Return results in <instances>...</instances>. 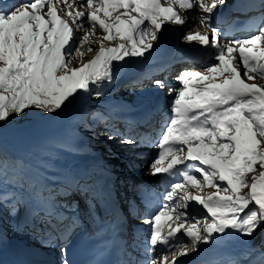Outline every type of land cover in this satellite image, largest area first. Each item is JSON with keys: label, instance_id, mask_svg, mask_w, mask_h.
<instances>
[{"label": "snow or ice", "instance_id": "1", "mask_svg": "<svg viewBox=\"0 0 264 264\" xmlns=\"http://www.w3.org/2000/svg\"><path fill=\"white\" fill-rule=\"evenodd\" d=\"M225 2L82 0L86 11H80L75 9L74 0H15L11 4L0 0V131L27 111H39L41 119L60 118L85 93L92 95L91 85L107 81L110 86L114 83V61L145 57L162 39L166 24H186L177 7L199 9L204 14L200 22L210 27L211 34L187 32L184 41L214 48L215 62L202 70H182L175 78L177 88L162 80L153 81L171 97V116L160 133L159 151L148 164L149 172L181 179L170 182L164 193L166 203L142 220L150 227L147 250L155 253L145 264H185L178 257L198 254L203 250L201 245L215 243L230 230L249 239L258 230L264 232V85L246 82L254 81L256 75L264 78V26L257 34L221 44L219 29L211 21L214 10ZM260 6L264 8V0ZM85 17L91 31L84 27ZM97 26L104 35L90 40ZM76 33H83L78 41ZM115 40L122 42L116 46L106 43ZM86 42L88 47L81 52ZM94 44L97 49H93ZM94 50V58L84 63L83 57ZM77 56L81 65L73 67ZM45 113L50 115L45 117ZM121 142L137 143L124 137ZM188 165L191 170H187ZM22 167L19 161H10L0 153V176L7 178L11 171L10 183H20ZM89 178L69 177L68 188L91 191ZM29 187L34 188V184L29 182ZM189 187L195 188L196 194L189 192ZM205 187L215 191L204 195ZM34 195L49 215H63L61 209L75 213L92 207L74 202L75 207L68 208L55 203L51 195L42 197L40 190ZM190 201L206 211L203 223L201 218L189 216ZM20 202L18 197L4 205L9 215L17 214ZM162 218L171 221L166 232L160 225ZM178 233L188 242L177 243ZM4 238L0 225V244ZM158 245L163 254L157 252ZM67 254L68 249L61 247L62 264H70ZM259 257L264 264V252ZM247 264L257 261L250 259Z\"/></svg>", "mask_w": 264, "mask_h": 264}, {"label": "rangeland", "instance_id": "2", "mask_svg": "<svg viewBox=\"0 0 264 264\" xmlns=\"http://www.w3.org/2000/svg\"><path fill=\"white\" fill-rule=\"evenodd\" d=\"M6 2L11 4L13 0H6ZM74 7L76 10L86 11V8L82 6L81 0H74ZM176 10L182 15L186 23L189 21V24L188 29L181 36H178L176 40L173 47L175 50L173 58L175 61L182 60L186 62L188 59H183L182 57L188 52L191 53V51L190 42L184 41V34L187 32H200L210 35L211 29L201 24L200 17L204 15L201 10L195 9L191 13L179 7ZM177 26L181 30L183 25L177 24ZM212 26L215 25L212 24ZM262 26H264V22ZM84 27L91 31V25L86 20V17L84 18ZM257 33L255 32L254 34ZM254 34H250L247 37ZM81 35L83 33H76L75 39L78 41ZM103 35L102 30L97 27L95 32L90 35V40L102 38ZM121 42L115 40L106 43L116 46ZM219 42L221 44L228 43L226 40H219ZM87 47L88 43L86 42L80 51H85ZM92 47L97 49L98 45L94 44ZM209 50V55L203 57L202 63L193 68H188L185 64L172 67L170 63L173 59L168 61V58L163 63L162 60L153 62L152 66L156 65V68L160 69L159 75L150 78V81H142V86L131 85V82L123 79V77H127V73L130 74L132 72L130 69L138 65V62L141 63L143 58L146 59L147 53L141 59L138 57L128 58L129 61L127 58L124 61H114L112 66L114 83L109 86L108 82L104 81L98 85H91L93 89L92 95L89 96L85 93L60 118L55 120L41 119L39 111H27L26 114H21V117L11 124H5L2 131H0V152L5 153L10 161H19L22 164L23 179L19 184L10 183L13 175L11 171L7 178L0 176V225L3 226L5 232L4 242L0 244V251L17 244L23 247L21 251L25 254L22 255L32 261H36L35 257L40 255V257H43L41 260L44 262L42 263H46V261H50L49 258H54L58 255V258L53 259L54 262L52 264H62L60 250L56 248L57 245L54 249H51L42 244L40 239L34 242L36 240L33 237L35 233H31L28 228H24V222L27 220V215L31 212L30 210L33 206L40 211L45 209L41 201L34 195L36 190H40L41 196L44 198L51 195L57 204L67 205L68 208L74 204L75 199L70 202L64 197L66 195L68 197L72 191L66 186L68 185L67 180L70 174L67 172L64 175L62 170V174L57 171L59 166L63 168L67 162L68 164L83 162V165H87L85 167L93 166L100 162V166L105 167L104 172L109 174L108 177L117 179L115 183L113 182V185L117 188L116 193L121 197L127 195L128 202L133 201L139 207L142 214L140 220L152 216H148V214L154 213L156 209L154 207H159L157 208L158 211L166 203L164 193L169 189L168 185L170 183L164 189L158 181V176L150 174L148 164L159 151L156 145L163 127L171 116V97L167 96L166 89L161 91L162 102L154 101L148 94L150 92V94L156 93L155 90H159L154 86L153 81L155 80L165 81L172 88H177L178 85L175 78L182 70H202L207 65L214 63L215 60L210 61L207 57L210 56L214 59L217 53L214 48L209 47ZM95 55V50L88 52L83 57V62L87 63ZM80 65L81 59L77 56L72 60V66L79 67ZM158 65L161 66L158 67ZM125 70L127 73H125ZM135 72L137 70L132 72V76ZM121 79L122 81L120 82ZM255 80L259 83L258 85H264V78L256 75ZM97 91L101 92L102 95L97 97L95 94ZM145 111L148 112L144 113ZM131 113H141L140 117L145 116V119L142 117L139 120L142 119L143 121H131L128 117V114ZM43 115L47 117L50 114L45 113ZM110 136H113V138L110 139ZM121 137L132 138L137 143L132 145L122 143ZM83 140L86 141L84 143L85 146H83L84 149L79 150V145ZM67 169L69 170L68 167ZM95 175L96 179L102 178L101 174L96 173ZM108 177L107 179L109 180ZM93 180V183L98 182V180ZM129 180L138 183L134 193L131 192L133 188L126 184ZM29 182L34 184V188L30 189ZM122 184L123 186H121ZM188 191L196 194L195 188L189 187ZM214 191V188L205 187L202 194ZM54 192L56 193L54 194ZM84 192L83 194H85ZM90 194L91 192L88 191L85 195ZM160 196H162L160 204H154L152 207L148 206L149 202L156 201ZM5 197H7V200H5ZM18 197L21 198V202L17 205L19 211L16 215H9V209L4 207V205H10ZM61 211L65 215L76 213L65 209ZM73 220L78 223V220H81V216L75 215L71 218L72 223ZM42 223L40 222L39 228H36L37 235L42 234L44 228H51L52 226L46 227L48 225ZM170 223L171 221L168 219L163 223L165 232L168 230ZM202 223L198 227H202ZM131 228L136 229L132 233L133 239L138 242L136 251L133 249L135 252L133 256L137 257V259L132 264H145V261L155 254L147 250L149 229H147V224L142 223V221H137L135 225L131 223L129 229L132 231ZM239 238L244 241L248 251L258 254L256 258L259 257L260 252H264V232L258 230L255 237L251 239L239 234ZM187 242L188 240L183 243ZM157 252L163 254V251L158 250Z\"/></svg>", "mask_w": 264, "mask_h": 264}, {"label": "bare ground", "instance_id": "3", "mask_svg": "<svg viewBox=\"0 0 264 264\" xmlns=\"http://www.w3.org/2000/svg\"><path fill=\"white\" fill-rule=\"evenodd\" d=\"M248 1L250 2V4L252 6H254L253 8L258 7V10H259L258 17H260L262 19V23H263L264 22V8H261L260 0H248ZM14 2H15V0H13V2H11V3H14ZM162 3H164V2L162 1ZM226 4L227 3L225 2V5H223V7L224 6L226 7L227 6ZM193 10H195V9H193ZM193 10H188V12L191 13ZM120 11H123V9H121ZM222 11H223V8L219 7L217 10H214L213 13L218 16L219 14L222 13ZM113 15H115V13ZM217 16H215L214 19L212 18L211 22L213 25H215L219 29L220 40H226L229 43L232 40L244 38V36L242 37L238 34L230 36L227 33V24H231L230 20H229L230 15L225 17L226 22H224L223 24L218 23V22L216 23ZM218 17H221V16H218ZM86 20H87V18H86ZM188 22L182 26L181 30H178L177 24H166V29L163 32L162 39L160 41L156 42V45H154V50H152L149 54L148 53L146 54V58H147V56H151V58L147 59L148 63L144 64V62H143L141 65L140 62H138V65L131 68L130 70L132 72L137 70V72H135L133 74V76H132L131 71H130L131 73L128 74L127 71L125 70L126 71L125 73H127V77H129V78L124 76L123 79L130 80L131 85L134 84L137 86H142V84H143L142 81H147V80L150 81V78H153V77L159 75L158 72H160V69L156 68V65L152 66V63L157 62L159 60H162V63H163V62H165L166 58H168V61H170V59H173V60H171V63H170L172 65V67L181 66L184 64L188 68H193L195 66L196 67L199 66L202 63L201 61H202L203 57L209 55L211 49L209 50V47L208 48L201 47L199 45V43L196 41L190 42L191 53L188 52L182 57L183 59H185V58L188 59L186 62H184L182 60H176L175 61V59L173 58L172 55H168L169 54L168 53L169 48L174 44V42H176L177 35L181 36V34H183V32L186 29H188L187 28L188 24H189ZM257 31H259V29ZM254 32H256V31H254ZM254 32H251V33H254ZM129 59H128V61H129ZM207 59L210 61L215 60V58L213 59L210 56L207 57ZM143 60H144V58H143ZM160 66L161 65H158V67H160ZM240 71L243 74L242 66L240 67ZM125 73H124V75H125ZM133 77H135L137 79V81H132L131 79H133ZM121 81H122V79L120 80V82ZM249 82H255V83H257V85L259 84L256 80L249 81ZM125 83H127V81H125ZM155 91H156V93H152V94H150L151 92L149 91L150 93L148 95L154 101H157L158 99H160V101L162 102L161 91H159V90H155ZM145 108H146V106H145ZM147 112L148 111H145L144 113H147ZM152 114H153V112H152ZM141 115H142L141 113H138V114L131 113V114H128V117L131 121H137V122L139 121L140 122L139 118L145 117V116L140 117ZM152 120H153V118H152ZM85 142L86 141L83 140L80 143L79 150L84 149L83 146H85L84 145ZM82 163L83 162H72V164H68V162H67V164H65L63 166V168H62V166H59L57 171H60V173H61V170H62L64 175H65V173L68 172L70 174V177H75V178H79L81 176L87 175V177H90L87 180V183L89 184L90 188L92 185L93 187L96 188V190L94 192L89 191V192H91L90 195H85L86 192H88V191H85L84 192L85 194H83V191H80L78 188L70 189L72 191L69 194V196L68 197H67V195L64 196L66 198V200L71 202V201H74V199H75V202H78L79 204L82 203L81 205L85 206V207L87 205L91 204L92 207L90 209V213L92 214L93 218H95L94 217V212L96 209L95 204H97L98 198L100 199L103 196V194H107L109 199L114 201V202L117 200H119L121 202L128 200L127 195H124L123 197H121L116 193L117 188H115V185H113V182L115 183V180H117V179L109 178L108 177L109 174L104 172L105 167H101L100 162L94 164L93 166H90L88 164L89 168L85 167L87 165H83ZM67 167L69 168V170L67 169ZM182 167L183 166H181V168ZM191 168H192L191 165L187 166V170H191ZM96 173L101 174L102 178L96 179V175H95ZM107 177L109 178V180L107 179ZM93 179L98 180L97 185H94ZM179 179H181V178L178 175L176 177H168L166 174H161L158 176V181L161 184V186L164 187V189H166V187L169 186L168 183L177 181ZM81 183H84V181L81 180ZM126 184L129 187L133 188V190H131V192L134 193L136 191V186L138 185L137 182L129 180ZM66 186H68V185H66ZM121 186H123V184ZM97 192H101L102 195H97ZM55 193L56 192H54V194ZM163 193H164V191H163ZM208 193H211V192H208ZM204 195H206V194H204ZM145 198H146V196H145ZM161 198H162V196H160L159 199H157L154 202L153 201L149 202L148 206L150 205V207H152V206H154V204H160L159 202L161 201L160 200ZM121 206H122V204H120V207ZM73 207H75V203L72 204V206L70 208H73ZM111 208L113 209V206H111ZM154 208H156L155 211L157 212V208H159V207H154ZM61 210H63V209H61ZM30 211L31 212L27 215V220L24 222V226H25L24 228H28L31 233H35V235L33 237L36 239L34 242H36L38 239L42 238V236H39V235H43V233L42 234L40 233L39 235H37V232H36L37 229L36 228L37 227L39 228V223L43 222L42 224L48 223L49 225H52V229L50 232H52L53 235H47L48 240L46 243H44L45 246H47L48 248H51V249H54L56 245L61 246L62 244H64V242H65V239H64L65 231H64V229H66V230L70 229V231H75L76 227H74L73 223L71 222V218H73V216H75V215L77 216V215H81V214L85 213V217H87V214H88V210H78L75 214L70 213V215H65V213L63 215H60L59 213H57L56 215H49L46 209H44L43 211H40L35 206H33V208ZM155 211H154V213H152V212L149 213L148 216L154 215ZM120 212H122V210H120L119 213ZM127 213L129 214V212H127ZM188 213H189L190 217L201 218V220H203V217H205L207 215V213L204 209H201V207L200 208L197 207V204L195 202H191V201L189 202ZM135 214H137L138 218H135V220H130V219L126 218L125 227L129 226L128 224L132 223L135 225L137 221L138 222L142 221V220H140V218L142 216L141 211L139 210V212H138L136 210ZM166 219L167 218H162L160 221V225L163 229H164L163 223H165ZM192 222H195V220H193ZM147 229H149V233H148L149 235H147V236H150V227L148 225H147ZM63 231H64V234H62ZM131 233L132 232H130V231H126V237H124L125 244L127 242H130V239L133 238V235ZM45 237L46 236H43V239ZM177 238H178L177 243H183V242L188 240V238L186 236L181 235L179 233L177 234ZM220 238H223L225 243L229 245L228 246L229 248L227 249V251H225V254L221 260L211 262L208 264H233L234 262H237V264H239L238 261H242L243 258H247L248 260L249 259H255L257 261V264H260V257L256 258V255H258V254L256 252H253V251L252 252L248 251L244 241L241 240V238H239V233L230 230L227 234L223 235ZM57 246H56V248H58ZM206 246L207 245H201V248L204 249ZM67 247H68V244H66V246H64V248H67ZM60 248H58V250H60ZM22 249H23V247L21 245L14 244L13 246L7 247L6 250H4V249L1 250L0 251V264H52V262H54L53 259L58 258V255H56V257H54V258H52V257L49 258L50 261H48V262L46 261V263H42V262H44L41 260L43 257H40V255H37L35 257L36 261H32L28 257H25L22 255V254H25L23 251H21ZM158 250L164 251L163 249H161L159 247V245L157 246V251ZM142 251L144 252L143 249H142ZM250 252L252 253V255H249ZM234 253H237V254H234ZM125 254H126V258H130L128 264L133 263V261L135 262V260L137 259V257L133 256L134 254H132L130 251H128V252L125 251ZM198 256H199V253L198 254L192 253L188 257H179L178 259L184 261L185 264H200V263L196 262V258Z\"/></svg>", "mask_w": 264, "mask_h": 264}, {"label": "trees", "instance_id": "4", "mask_svg": "<svg viewBox=\"0 0 264 264\" xmlns=\"http://www.w3.org/2000/svg\"><path fill=\"white\" fill-rule=\"evenodd\" d=\"M0 153H2V154H4V155H6L5 153H3V152H0ZM7 157V156H6Z\"/></svg>", "mask_w": 264, "mask_h": 264}]
</instances>
